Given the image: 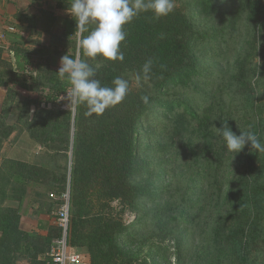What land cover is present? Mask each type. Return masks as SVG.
<instances>
[{
	"label": "rangeland",
	"instance_id": "rangeland-1",
	"mask_svg": "<svg viewBox=\"0 0 264 264\" xmlns=\"http://www.w3.org/2000/svg\"><path fill=\"white\" fill-rule=\"evenodd\" d=\"M250 2L215 0L218 10L202 17L195 0H175L174 11L182 10L194 28L210 38L193 43L198 59L194 83L165 94L154 92L138 121L135 204L122 210L118 202L112 203L123 212L125 229L116 239L121 262L264 264V240L259 244L247 240L251 211L244 202L258 152L246 145L234 157L215 129L228 123L237 135L249 130L258 135L264 123V28L251 20ZM70 3L28 0L0 31V113L8 112L4 119L9 127V137L0 139V264H49L62 231L59 213L74 198L69 182L58 197L52 192L53 181L42 184L44 173L35 181L23 172L25 164L41 165L48 153L32 134L54 132L59 138L68 129L65 124L55 127L62 114L46 121L38 115L41 111L72 112L74 143L76 108L67 107L63 97L70 85L58 75L61 57L76 54L68 42L76 30L67 13ZM172 13L159 19L152 15L148 48L161 42ZM130 26H125L127 33ZM128 43L126 39L121 45L123 61H103L102 66L127 67ZM47 67L52 71L51 88L40 82L49 79ZM150 84L135 87L149 95ZM173 101L194 108L199 120L177 108L169 112L164 105ZM85 122L80 121L82 128ZM0 131L8 132L4 127ZM66 155L69 174L72 146ZM76 249L90 259L86 247Z\"/></svg>",
	"mask_w": 264,
	"mask_h": 264
},
{
	"label": "trees",
	"instance_id": "trees-1",
	"mask_svg": "<svg viewBox=\"0 0 264 264\" xmlns=\"http://www.w3.org/2000/svg\"><path fill=\"white\" fill-rule=\"evenodd\" d=\"M214 2L215 0H195V8L200 11L202 17H209L218 10ZM247 10L251 20L264 28V0H251ZM136 21L131 23L126 37L129 41L126 46V58L130 64L127 67L116 64L101 66L96 78L101 80L103 85L110 86L115 77L130 78L141 70L146 60L151 59L153 64L149 95L138 92L135 83L132 82L125 100L107 109L103 115L88 117L85 115L87 110L85 106L76 107L74 143L70 138L72 112H62L60 108L54 112L41 111L38 115L46 121L62 114L60 124L55 123V127L62 128L65 124L68 129L63 131L59 138L54 132L41 131L32 134L33 139L40 147L48 150V153L45 154L41 165L25 164L23 168V172L28 173L25 177H31L35 181L39 180V173H44L46 183L42 184L50 185L53 181L55 191L52 192L58 197L64 195L69 182L74 193L69 205V243L75 248L86 247L90 253L91 264H131L121 262L119 257L116 239L125 226L120 217L123 212L117 211L112 203L118 202L122 210H128L135 204L137 193L134 176L138 161L136 136L138 121L154 99L152 97L154 92L165 94L178 87L189 88L194 83L195 76L198 75V59L193 43L210 38L207 33L197 31L191 19L182 10H176L172 13L171 24L161 42L148 48L146 44L149 30L153 25L152 13H142ZM73 22L76 26L74 19ZM76 39V36L68 39L74 52L77 51ZM81 56L83 57L82 53ZM45 72L49 79L41 80V85L51 88L52 71L50 72V68L47 67ZM143 95L149 96L147 104L141 101ZM164 106L170 107L169 112L177 108L184 110V114L194 120L200 118L196 110L186 103L173 101ZM7 113L5 110L0 113V127L8 131L9 127L4 119ZM81 120L86 121L83 128ZM44 125H47V122H44ZM258 128V137L264 143V123ZM2 137L8 138L9 131L7 133L0 131V139ZM52 144H58L60 148L57 151L50 150ZM71 146L72 166L68 174L69 157L66 152ZM251 170L250 185L244 199L245 205L247 202L251 211L247 240L250 244H259L264 240V152L257 153ZM11 188L15 190L13 184Z\"/></svg>",
	"mask_w": 264,
	"mask_h": 264
},
{
	"label": "clouds",
	"instance_id": "clouds-1",
	"mask_svg": "<svg viewBox=\"0 0 264 264\" xmlns=\"http://www.w3.org/2000/svg\"><path fill=\"white\" fill-rule=\"evenodd\" d=\"M175 0H71L67 13L75 20L76 54L69 52L61 57L58 75L67 78L69 89L63 99L68 101V108L80 105L86 107L88 117L100 116L111 108L121 104L129 93L131 83L143 87L150 80L153 61L148 59L139 72L130 78L115 77L110 86L103 85L97 79V71L103 61H123L122 42L126 40L125 26L142 13L151 12L159 19L174 11ZM92 26V27H89ZM87 33V35H85ZM99 62L95 64L81 58ZM145 104L149 96H141ZM216 132L225 142L227 150L233 156L243 151L246 145L256 152H264V143L254 131H240L237 135L224 123Z\"/></svg>",
	"mask_w": 264,
	"mask_h": 264
},
{
	"label": "built area",
	"instance_id": "built-area-1",
	"mask_svg": "<svg viewBox=\"0 0 264 264\" xmlns=\"http://www.w3.org/2000/svg\"><path fill=\"white\" fill-rule=\"evenodd\" d=\"M61 238L51 254V264H91L88 257L69 243V205L59 213Z\"/></svg>",
	"mask_w": 264,
	"mask_h": 264
},
{
	"label": "crops",
	"instance_id": "crops-1",
	"mask_svg": "<svg viewBox=\"0 0 264 264\" xmlns=\"http://www.w3.org/2000/svg\"><path fill=\"white\" fill-rule=\"evenodd\" d=\"M28 4V0H0V31L4 30L8 20H12L15 13ZM1 38V33H0ZM2 92V100L5 90Z\"/></svg>",
	"mask_w": 264,
	"mask_h": 264
}]
</instances>
